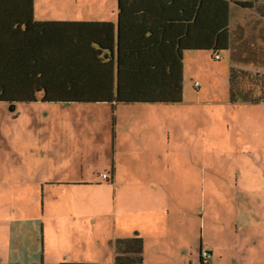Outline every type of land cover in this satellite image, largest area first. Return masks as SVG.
Masks as SVG:
<instances>
[{"label": "rangeland", "instance_id": "1", "mask_svg": "<svg viewBox=\"0 0 264 264\" xmlns=\"http://www.w3.org/2000/svg\"><path fill=\"white\" fill-rule=\"evenodd\" d=\"M82 1L37 0L38 11L61 15L76 9L87 11L88 5L96 3L99 14L107 13L106 8L114 5V0H84L83 9ZM259 3L264 11V0ZM232 27L242 33V40L235 44L231 58L224 53L221 59L205 53L190 54L184 76L186 100L152 106L179 109L180 163L169 166L171 158L164 156L158 158V170L165 176L178 173L180 180L174 199L168 193L173 187L167 185V178L157 180L165 182L159 197L164 211L159 210L157 215L161 221L158 233L152 231V225L146 226L143 264H201L202 255L205 264H264V197L237 195L240 190L236 179L243 177L244 171L248 172L245 177H250L258 164L260 172L264 171V161L257 156L264 154V102L232 103L229 85L232 64L253 74H264V12L237 11ZM62 107L37 101L18 103L14 108L0 102V264H115L110 250L114 223L109 212L100 213L94 234L85 217L72 213L77 196L57 187L44 192L33 181L48 170L42 163L31 164L29 156L44 155L46 143L66 140L77 133L74 126L61 128L67 125L71 113ZM172 115L153 117V121L159 130H168L173 126ZM142 119V115L137 116L135 125L139 126ZM122 153L120 150L119 155ZM139 155V147L132 149L131 156ZM60 166L58 172H62ZM103 166L105 163L91 162L87 167L97 171ZM99 193L101 203H107L110 190L102 187ZM36 218L53 227L45 232L44 255L33 254L38 253L37 239L40 251L44 249L41 231L31 225ZM14 222L21 232L16 236ZM121 233L118 230L117 234ZM83 236L95 250L88 257L81 252ZM12 249L22 253L21 262L12 256Z\"/></svg>", "mask_w": 264, "mask_h": 264}, {"label": "crops", "instance_id": "2", "mask_svg": "<svg viewBox=\"0 0 264 264\" xmlns=\"http://www.w3.org/2000/svg\"><path fill=\"white\" fill-rule=\"evenodd\" d=\"M81 3L85 5L82 6L84 9L86 2L83 0ZM20 4L22 5L21 8L19 7ZM142 7L141 4L135 3V6L132 8L133 11L123 14L122 21V17H120V0H114V5L106 8L107 13H104V11L96 14L95 3L92 6L88 5L87 11L76 9L73 12L61 15L39 13L37 0H34L35 25L33 24L27 28L25 24L28 18L27 0H18L16 3H12L11 1L7 4L5 2L2 5L0 30H10L12 31V35H15L20 40H25L26 36L29 39L32 38V46L28 45L26 48V51L30 52L34 51V39L37 32H40L39 35L44 36L43 40L45 42L46 35L44 30L53 29L52 25L43 24L45 22H60V25H57V27L66 32H63L62 37H64V33L65 35H69L67 31L70 32V30L77 31L86 28L92 30L93 44L96 46L95 48L92 45V48L96 49V65L93 64L91 67H88L89 64L76 60L72 68H84L86 70L84 73L86 74L78 76L81 79L80 81L96 82V99H107L111 95V83H114V91L116 89L119 46H122L123 51H125V64L128 67L135 68V70H132L133 73L129 72L127 82H139L138 80H132V77L137 75L136 72L139 69L145 70L151 63L160 60L171 63L175 56L177 57L181 36L177 34V31L174 33L172 29H169V31L165 32L164 40L163 34L158 32L157 28L155 35H152L150 21H154L156 18L152 14L144 16L143 12L138 11ZM16 8L18 11H16ZM144 19H147V23ZM73 23L79 24L74 25ZM157 25L158 23L155 22V26ZM9 36L10 34H5L6 38H9ZM188 36L191 42H201L204 44L207 42L206 32H204L203 37L202 35L198 36L196 31L185 35V42H187ZM29 39L28 43H30ZM73 39L75 42L76 37H73ZM208 42H211V36H209ZM74 44H76L75 47L79 52L85 49V45L79 44V42ZM161 49L166 52L167 57L162 56ZM192 53H205L213 57L211 51L206 49L184 50V76L186 62ZM224 54L230 56L229 52H225ZM157 56L159 57L158 61L156 60ZM221 58L222 54L217 59ZM115 95L116 91L114 92V98ZM185 100L183 94L182 101L171 103H120L105 101L58 104L61 107L63 106L62 108L68 112H71L69 114L70 118L66 123L67 125H61V128L70 127L72 129L74 126L77 133L71 136L70 131H68L70 134L69 139H62L59 142H48L45 145L44 155L39 154L35 158L29 156L31 164L42 163L43 169L48 170L38 176V181L34 177V183L39 184V187L44 192H47V188L57 187L58 190L67 189L64 192L70 191L74 196H77L72 202V213H79L80 216L85 217L86 223L93 229L94 234L96 220L99 219L100 213L109 212L110 221L114 223L115 233L110 239V243L112 244V249L110 250L113 261H115V241L117 238L144 237L145 262V239L147 243L146 237L148 236L146 226L152 225V231L158 233L157 228L161 221L157 219V215L164 208L163 200L159 197L162 196L160 192L164 191L165 182L158 183L157 180L167 178L169 181L167 185L173 187L172 189L169 188L168 193L170 197H173L176 192L179 193V190L176 189L177 181L180 180L179 174H168L165 176L158 170V158L162 159L164 156L171 158L169 166L179 165L180 163L178 141L181 122L178 119L179 109L174 107L154 108L152 106H169L183 103ZM70 106L76 107L70 108ZM134 108L139 109L134 111ZM171 113H173V126L171 129L159 130L157 124L153 121V117H164ZM139 115H142L143 119L141 124L136 126L135 119ZM138 135L143 139L139 141L135 140V137H138ZM138 147L141 149V155L131 156L132 149ZM120 150L123 151L121 156L119 155ZM127 153H130V155H127ZM257 156L259 157L258 160L264 161V154L261 156V153H257ZM55 162H58V165H54ZM91 162L105 163V166L101 170L96 171L94 169L89 171L87 166ZM59 163L62 172L57 171ZM254 168L255 171H253L250 177H245L247 176V171H244L243 177H236L240 190L237 195L264 197V171L260 172L259 164L258 167L254 166ZM102 173H108V179L104 178ZM102 179H105V182H102ZM102 187L110 190L107 203H101L102 197L99 190ZM228 189H230L229 186ZM43 204V210H45V203ZM79 215L75 216L78 217ZM31 225L32 227L35 226L37 231H41L42 243L44 244L43 251H40L38 245L39 239H37L35 246L38 253L34 252L33 254L40 255L41 253L44 255L47 244L45 232L47 228L52 231L53 227L51 225L47 227L39 218H36ZM118 230L127 234L121 233L118 235ZM18 234H21V232L18 231L17 222H14L13 236ZM87 237H89L88 234ZM80 244L82 245V255L85 257H88L95 251L94 247L85 240V236L82 237ZM202 249L204 250L203 246L201 252ZM207 251L208 253L210 252L209 250ZM11 254L18 261H22V253L20 251L12 249ZM206 260L208 261V258Z\"/></svg>", "mask_w": 264, "mask_h": 264}, {"label": "trees", "instance_id": "3", "mask_svg": "<svg viewBox=\"0 0 264 264\" xmlns=\"http://www.w3.org/2000/svg\"><path fill=\"white\" fill-rule=\"evenodd\" d=\"M16 3L18 0H0V16L2 5ZM260 0H120V17L133 11L136 4H141L143 15L152 14L150 31L155 35L156 28L165 40V32L172 29L181 36L177 57L173 62L159 60L151 63L145 70L139 69L132 80L127 82L129 72L135 68L125 64L123 47L119 46L118 72L116 95L114 98V83L110 85V97L96 99V82L80 81L78 76L86 74L84 68L76 69V60L96 65V49L92 48L93 33L86 28L83 30L67 31L57 27L60 22H45L53 26L52 30H44V36L37 32L34 39V51H26L32 46V38L20 40L12 31L0 30V102H6L16 108L18 103H34L37 101L61 103H96V102H179L184 94V50H210L216 58L221 53L229 52L232 56L235 44L242 40V33L232 27L233 16L237 11L254 10L263 14ZM21 3V2H20ZM128 5V7H127ZM20 4V8H21ZM23 9V8H22ZM16 11L18 9L16 8ZM28 18L26 26L34 23V0H27ZM1 18V17H0ZM147 23V19H144ZM155 22L158 23L155 26ZM78 25L79 23H73ZM90 25V24H88ZM241 26H244V24ZM243 28V27H242ZM244 29V28H243ZM61 30V31H60ZM198 36L206 32L207 42H191L185 35L195 32ZM64 33V37H62ZM171 32V31H170ZM28 33V32H27ZM5 34H10L9 38ZM209 36L211 42L209 43ZM67 37V38H66ZM73 37H76L75 42ZM65 39V40H64ZM64 40V42H63ZM85 45V49L77 50L76 44ZM96 48V46H95ZM158 49L157 46H155ZM163 57L166 52L160 50ZM79 58V59H78ZM90 69V68H89ZM88 73V72H87ZM126 79V80H125ZM264 74H253L251 71L232 66L229 74L231 102H264L262 89ZM146 81V82H144ZM261 93H258V90ZM108 179V178H107ZM115 264H142L144 262V240L142 237L117 238L115 241ZM201 264H205L202 255Z\"/></svg>", "mask_w": 264, "mask_h": 264}, {"label": "built area", "instance_id": "4", "mask_svg": "<svg viewBox=\"0 0 264 264\" xmlns=\"http://www.w3.org/2000/svg\"><path fill=\"white\" fill-rule=\"evenodd\" d=\"M216 58H220V55H217ZM102 176H103L104 178H108V177H109V176H108V173H102Z\"/></svg>", "mask_w": 264, "mask_h": 264}]
</instances>
